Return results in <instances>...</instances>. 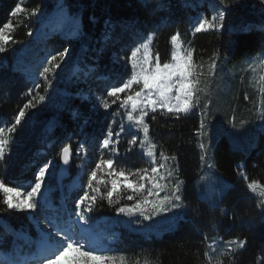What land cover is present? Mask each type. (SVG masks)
Wrapping results in <instances>:
<instances>
[{
  "label": "trees",
  "instance_id": "16d2710c",
  "mask_svg": "<svg viewBox=\"0 0 264 264\" xmlns=\"http://www.w3.org/2000/svg\"><path fill=\"white\" fill-rule=\"evenodd\" d=\"M59 1L66 5L63 14L74 20V26H67L65 34L59 31V25L48 29ZM17 3L25 11L13 16ZM213 7L225 11L224 27L193 34L197 20L210 19ZM35 9L45 18L43 25L30 15ZM51 12L53 15L46 17ZM8 23L14 26L12 39L20 43L14 44L11 52L5 54L6 62L0 64V127L10 126L29 100L35 107L26 110L14 133H6L11 140L5 161L0 162V179L8 186L26 185L39 166L51 159L55 161L45 187L52 208L43 204L36 213L5 210L0 193V250L12 255L13 247L21 243L19 230L31 246L35 239L33 223H39L45 216L64 218L66 212L60 213L58 201L72 206L83 194L87 173L101 157L99 140L113 120L114 128L119 124L118 105L105 110L99 98L128 77L130 65L124 58L150 34H153L151 52L159 53L161 62L169 58V38L177 30L186 45L194 49L195 61L213 58L214 53L232 60L243 54L264 52V4L260 0H223V3L221 0H0V28ZM29 31L31 35L27 34ZM65 48L69 52L55 74H50L52 86L46 88L39 72L48 57ZM37 84L41 87L36 88ZM41 95L45 96L44 101L39 100ZM151 115L146 121L158 153L175 155L176 172L185 181L182 188L185 206L176 227L159 236L148 226L141 230L121 226L119 236L107 252L123 255L125 264L137 261L145 264L146 260L148 264H207L206 243L214 239L213 264L215 259L221 264H264V208L260 207L264 198L251 193L239 175L243 171L249 180L264 184V120L254 146L247 153L232 148L224 135L215 141L211 163L228 185L219 204L213 205L200 198L195 187L204 172L196 136L198 115L191 112L177 119L158 112L155 120ZM130 138L123 134L118 157L105 152L104 158H114L115 166L126 170L147 167L142 151L136 146L128 150ZM65 144L71 146L74 155L81 144L88 152L80 171L76 167L82 161L76 155L72 159L71 177L77 172L81 176L70 193L65 189L69 180L63 183L56 180L59 152ZM124 203L132 202L121 200ZM89 216L98 222L101 231L106 228L108 233L112 231V221L121 225V215L117 216L106 200L98 201ZM234 239L246 241L245 246L223 255L225 246Z\"/></svg>",
  "mask_w": 264,
  "mask_h": 264
},
{
  "label": "snow or ice",
  "instance_id": "6c2138e0",
  "mask_svg": "<svg viewBox=\"0 0 264 264\" xmlns=\"http://www.w3.org/2000/svg\"><path fill=\"white\" fill-rule=\"evenodd\" d=\"M223 3V0H221ZM264 4V0H260ZM25 9L17 3L12 11V15L24 12ZM39 9L31 12V16H37ZM225 11L221 10L211 19L201 17L194 25L193 34L209 30H219L224 27ZM14 30L11 23L0 28V53L7 51V45L20 43L12 39L10 33ZM31 35L29 31L27 33ZM153 34L133 50L129 56L125 57L126 64L130 65V72L126 79L119 86H112L106 91V96L100 99V106L108 110L113 105H118L122 112V120L118 125V130L113 127L116 121L107 127L103 138L98 142L101 152L100 159L95 167L87 173L86 184L83 194L75 200L74 208L69 216V220L58 223L56 220L45 216L47 230H42L41 238L37 243V252L31 259H20L15 256L0 260V264H125L123 255L108 254L107 250L98 248L95 243H85L89 240L85 235L86 229L81 228L78 234L74 229L75 225H88L89 214L97 206L98 201H107L110 207L114 208L117 216L141 217L144 221H153L155 217L176 214V210L184 207L183 185L185 181L179 178L176 170L168 163L175 161V155L169 156L164 151H157V144L150 136V125L146 117L151 113V119H156V113L168 114L177 119L182 114L187 115L194 109L201 108L199 92L201 76L204 75L201 67L194 61V49L185 48L179 30L174 32L170 40V55L167 60L161 62L159 53L153 55L151 52V41ZM69 50L65 48L46 60L45 65L39 72L44 79L45 87L50 88L52 81L50 74L54 75L56 69L60 68ZM213 54L210 64L209 75H214L216 69V57ZM251 67V65H249ZM36 88L41 85L37 84ZM29 89L28 95H31ZM247 98V97H246ZM40 101L45 100V96H39ZM35 107L32 100H29L19 110L14 117V122L7 128L0 127V162L5 161L9 150L11 136L6 133H14L26 115V110ZM199 127L196 129V136L199 138L198 148L200 149V161L207 164L208 149L203 142L204 130L206 128V116L208 105L202 106ZM260 119L264 120V93L260 99ZM245 122L241 121V125ZM127 125V127H126ZM233 127L236 124L233 123ZM127 134L131 138L127 140L128 150L139 145L150 163L148 168L136 170H126L116 167L114 158H104V153L108 152L113 157L118 155L120 137ZM81 152L87 155V150L81 144L77 149V155ZM72 158V150L69 144H65L59 152V159L63 165H69ZM53 166L52 161H47L39 166L33 173L31 180L26 185L8 186L3 179H0V193H2V203L5 210L21 213H36L43 208L41 203L42 188L46 187L47 177L50 176L49 169ZM99 174V175H98ZM241 179L245 182L247 189L251 193H257L264 198V184L258 180H249L245 172H239ZM103 189V190H102ZM161 193H164L162 196ZM121 200L132 203L121 204ZM264 208V202L260 204ZM71 215L77 218L71 220ZM208 241L207 235L204 237ZM246 241L234 239L229 241L226 252L229 255L245 246ZM233 245L235 247H233ZM216 253V241L206 243L204 257L207 264H213ZM139 264V261H137ZM148 264V261H145ZM215 264H221L219 259H215Z\"/></svg>",
  "mask_w": 264,
  "mask_h": 264
},
{
  "label": "rangeland",
  "instance_id": "374dc122",
  "mask_svg": "<svg viewBox=\"0 0 264 264\" xmlns=\"http://www.w3.org/2000/svg\"><path fill=\"white\" fill-rule=\"evenodd\" d=\"M57 13L54 17H52L48 21V29H52L55 25H59V31L62 34H65V28L67 26H74V20L67 18L63 13L67 11L66 5L64 2L59 1L57 3ZM222 9L219 7H213L210 19L217 15L219 11ZM64 11V12H63ZM53 12L49 13L46 17L52 16ZM78 18V17H76ZM200 19V18H199ZM198 19V20H199ZM197 20V22H198ZM35 22L43 25L45 22V18L42 16V13H39L36 16ZM196 22V23H197ZM148 38V37H147ZM183 41V46L187 49L189 48L184 39L181 37ZM15 45L9 42L7 45V51L0 53V64H4L6 62L5 54L7 52H11ZM216 69L214 75H209L210 64L212 62V58L202 61H195L201 67L199 71L204 73L201 76V83L199 92L201 108L194 109L192 113H196L199 118V122L201 119H205V117L201 116V111L203 110L202 106L204 104L208 105L207 116H206V128L204 130L203 142L205 143L208 149L207 155V163L211 164V149L215 143V141L222 135H224L230 146L232 148L238 149L243 153H247L254 146L258 133L261 131L263 126V120L260 119V99L261 94L264 93V52H256L254 54H243L242 56L228 60L227 57H216ZM251 65V67H249ZM247 97V98H246ZM117 119L119 123L122 120V112L117 115ZM241 121L245 123L241 125ZM233 123L236 124V127H233ZM119 125V124H118ZM127 127V125H126ZM118 130V126H117ZM123 139V134L120 137V140ZM199 142V138L197 137ZM128 145V144H127ZM80 145L77 146V149ZM138 150L140 149L139 145L136 146ZM86 149V146L84 145ZM76 149V153H77ZM87 150V149H86ZM119 154V152H118ZM82 161H86L88 158L87 155H84L81 152L79 155L76 154ZM114 157H117L115 155ZM147 159V167H150V163ZM53 162V166L55 165V161L51 159ZM168 163L175 167V161L169 160ZM50 166V170L53 168ZM78 171L81 170V163H79L76 167ZM204 172L199 179L196 180L195 187L198 196L202 199L207 200L209 203L213 205L219 204L220 196L225 192L227 188V181L220 177L215 171L214 167H207V164H203ZM81 176L80 172H77L74 178L67 183L66 191L67 193L75 190V187L78 183V179ZM163 196L164 193H161ZM50 193L47 188H42V198L41 203L47 207L52 205V202H49ZM57 208L60 213L66 212L64 218L60 217L59 219H54L58 223H63L64 221L69 220V216L73 211L74 205L67 206L65 205L63 200L58 201ZM183 212V207L181 209L176 210V214L167 213L163 216L155 217L153 221H144L140 223L142 220L141 217H126L121 215V225L117 221H112L111 227L113 228V233H106L107 229H104L103 242L100 243L98 240L95 245L98 248L109 250L110 247H106L105 244H110L116 238L118 234V230L121 226H127L130 229H142L144 226H148L150 231L154 235H161L162 232L166 230H170L176 227L178 216ZM30 214H28V218L30 219ZM77 218L75 215H71V220L75 221ZM81 228L86 229V233L90 232H98L100 233V225L98 222H95L90 219L88 225H75V231L79 234ZM42 230H47L45 218L42 219L39 223H33V232L35 234V243L30 246V243L27 241V237H24V232L22 230L18 231L19 239H21V243L16 244L13 247L14 254L13 256L20 259H31L33 254L37 252V243L41 238ZM85 233V235H86ZM85 243H89L92 241L85 240ZM225 247H228L226 245ZM233 247H235L233 245ZM111 255H117L108 253ZM119 257V255H117ZM6 252L0 250V260L9 258Z\"/></svg>",
  "mask_w": 264,
  "mask_h": 264
},
{
  "label": "water",
  "instance_id": "95a60500",
  "mask_svg": "<svg viewBox=\"0 0 264 264\" xmlns=\"http://www.w3.org/2000/svg\"><path fill=\"white\" fill-rule=\"evenodd\" d=\"M73 151H72V158L69 163V165L65 166L63 165L62 161L59 159L57 170H56V180L58 183H62L66 180L71 179V165H72V159H73Z\"/></svg>",
  "mask_w": 264,
  "mask_h": 264
},
{
  "label": "built area",
  "instance_id": "2783aa9c",
  "mask_svg": "<svg viewBox=\"0 0 264 264\" xmlns=\"http://www.w3.org/2000/svg\"><path fill=\"white\" fill-rule=\"evenodd\" d=\"M20 45V44H19Z\"/></svg>",
  "mask_w": 264,
  "mask_h": 264
}]
</instances>
